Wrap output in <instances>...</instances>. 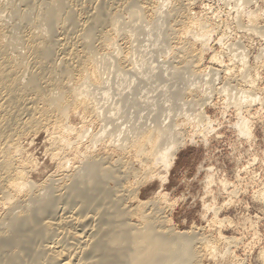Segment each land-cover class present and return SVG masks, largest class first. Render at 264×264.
<instances>
[{
	"label": "bare ground",
	"instance_id": "1",
	"mask_svg": "<svg viewBox=\"0 0 264 264\" xmlns=\"http://www.w3.org/2000/svg\"><path fill=\"white\" fill-rule=\"evenodd\" d=\"M148 1L138 5L137 0H129L130 26L125 30L128 25L115 19L121 14L113 17L105 10L106 4L97 0H0V207L8 209L5 215L0 214V264L201 263L205 252L197 248V238L175 234L165 226L168 222L163 221L159 199H139L141 187L149 180H167L176 154L188 143L177 118L204 127L199 105L185 103L184 92L190 87L202 99L213 92L209 78H202L205 73L195 71L193 65L202 59L193 58L191 47L179 44L173 47L175 51L171 48L179 52L177 57L184 66L171 69L163 65L156 73L152 63L170 52V17L183 21L184 16L180 15V5L167 10L172 0ZM233 1L237 14L251 3ZM148 11L151 19L146 17ZM257 17H251L252 25L247 28L252 26L259 33L263 29L258 31ZM200 19L188 13L184 27L199 44H205L217 27ZM108 27V33L99 38ZM125 34L130 48L124 55L116 39ZM236 57L242 61V55ZM119 61L126 63L128 70H123L125 66L122 69ZM132 73L141 77L139 82L129 78ZM157 84L164 88L158 89ZM144 85L153 88L154 96L137 99ZM233 92L225 90L224 94L228 93L230 104L240 107L244 100L236 94L241 93ZM251 94L248 102H253ZM145 105L157 108L146 110V114ZM72 112L87 114L91 123L102 128L96 135L92 132L93 136L89 135L92 128L78 133L79 141L90 137L91 148L76 152L77 168L72 166L73 160H65L66 151L75 146L71 135H77L68 122ZM242 122L241 134L250 139L253 129ZM46 126L53 130V158L64 171L58 179L53 176L49 182L35 183L28 177L34 162L23 158L17 140L28 132L39 134ZM101 143L117 154L118 160L114 155L96 159L97 155L90 153ZM128 199L138 204L127 205ZM257 199L264 202V191ZM207 249L214 259L221 256L215 247ZM261 259L264 263V253Z\"/></svg>",
	"mask_w": 264,
	"mask_h": 264
},
{
	"label": "rangeland",
	"instance_id": "2",
	"mask_svg": "<svg viewBox=\"0 0 264 264\" xmlns=\"http://www.w3.org/2000/svg\"><path fill=\"white\" fill-rule=\"evenodd\" d=\"M97 1L103 5L106 4L105 10H110L113 17L118 16L120 13L121 15L118 16L120 19L116 17L115 19L116 21L124 22L125 26L128 25L125 27V30H128L130 26L128 24L130 21V9L127 8L129 0ZM250 1L249 6L242 12L246 16H243L245 17L243 18L242 14H237L236 3L233 0H172V5L169 4L170 8L167 10L170 11L171 6L173 8L176 5H180L179 12H181L180 15L184 16L183 21L185 22L175 16L173 19L170 17L167 24L168 27L166 26L168 28H166L167 31L172 32H170L171 37H169L170 43L172 41L169 45L170 52H168V55L165 54L157 57L152 63L156 73L163 65L171 69L182 67L184 65L181 64L179 57H177L180 56L179 52L172 51H175L174 48L179 44V46L183 45L182 48L191 47L194 50L191 49L193 51L192 55L194 53L193 58L195 59V56L196 58L198 56L196 60L199 59L200 61L202 59L198 63L199 66L198 64L193 65L196 68L195 71L197 73L202 72V75L205 73L202 78L206 80L209 78L210 86L213 92H215V94H212L213 92L209 94L211 96H205L206 99L203 98L204 100L202 99L203 96L200 95V97L199 93L189 89L190 87L184 92L186 98L184 96L182 98H184L183 101L185 103H189L188 101H190L199 105V108H197L200 109L199 113L204 119V127H199L194 121L188 123L184 119L177 118V120L179 119L177 124L181 123L183 125L181 129L186 136L183 138L188 143L179 149L176 154L174 165L170 169L166 181L159 178L149 180L145 186L141 187L143 190L140 188L141 190L139 191L141 193L140 202L155 198L159 199V204H161L159 208L160 213H163V221L168 222V224H165L166 227L175 234H184L197 238V242H199L197 248L205 252L199 261L201 262L200 264H264L261 259L264 253V202L257 199L258 194L264 191V35L261 32L264 31V0ZM137 2H139L138 5L140 3V5H143L144 2L146 4L149 3L148 0H137ZM124 8H127V10ZM117 10H121L122 13ZM188 13L195 20L196 17L198 20L201 18L200 20H206L210 26L217 27L215 29L216 34L214 33L210 41L207 40V43H203L204 45L202 43L199 44L200 42H198L195 35L193 36V34L186 31L187 28L184 27V24L187 23L186 17ZM149 14L150 12L148 11L146 17L149 16L150 18H148L151 19V14ZM238 16L241 17L239 18ZM252 16H259L257 17L259 18V22H256V26L257 29L260 27L258 31L263 29L259 33H256V30L251 28L252 26L250 27L251 30L247 28L252 25L250 24L252 22L249 21ZM176 22L179 23L177 24ZM108 28H105L106 30L103 29L98 37L100 38L108 33L111 29L110 27ZM184 33L186 34L184 35ZM55 36L56 38L58 37L56 34ZM120 37L116 39L117 47L125 55L128 53L130 45L126 34L125 36L122 35L123 38ZM171 48L173 49L172 51ZM234 50L236 54L232 52ZM203 51L205 52L204 54ZM239 52H243V54H239ZM236 55H242L241 60L245 64L242 61L240 62V59ZM168 56H171L169 57L170 59ZM234 57L237 59L235 58L234 60ZM164 59L168 61L164 62ZM196 60L194 63H196ZM169 61L172 63H169ZM117 64L120 67L123 66L122 69L125 66L123 70H128L126 63L124 64L119 61ZM248 72L250 73L249 77H247L249 75H247ZM232 73L234 74L231 75ZM134 74H130L129 78L134 81L138 80L137 82H139L141 77H136ZM104 77L105 80L108 79V76L104 75ZM212 79H214L213 82ZM250 80L253 82H250ZM251 84L252 86L254 84V86L252 87ZM148 86H151V84ZM148 86H143V92L138 94L137 99L145 97L144 100H147L148 97L150 99L154 96L153 88H148ZM161 87L162 85H159L158 89H161ZM248 89H251L252 92ZM225 90L234 91V95L241 93L236 95L237 99L244 100L241 104L242 108H240L241 105L239 107L230 104L228 93L224 94ZM237 90L242 91L235 93ZM245 90L248 91V94ZM249 92L250 94L256 92V94L254 93L255 95L251 94L252 97L254 96L253 102H248V98H251ZM256 96H260L259 98L262 100L256 98ZM251 103L252 106H249L248 104ZM167 106H170V104H167ZM155 107L157 108L156 105H145L143 108L145 111H151ZM146 114L149 113L146 111ZM87 117L89 116L83 112H72L68 121L69 125L77 130V133L75 132L77 135H71V142L75 146L66 151V158L65 156L63 157L67 161L73 160L72 166L76 168L79 167V162L74 160L76 152H86L91 148L88 140L90 137L84 136L81 139L82 141L78 140V136L82 132L81 130L85 131L92 128L89 130V135L93 136L101 132L100 130L102 129L99 130L101 124L94 121H92V124L90 117V120ZM242 120L250 124L249 127L251 126L250 128L253 129L250 139H248L247 135L245 136L244 134L243 136L241 134L242 132L239 127L243 123ZM92 125H95V128ZM98 125L99 127H97ZM207 126H209V129ZM43 129L45 130H42L39 134L36 131L28 132L17 140L23 151V158L34 162L31 167L33 170L31 168L28 170V175H30L28 177H30L31 181L33 180L32 182L35 181V183L42 181L49 182L53 176L54 180L55 178L58 179L62 177L60 176V172L62 174L64 171H60L59 169L60 161L53 158L55 148L51 140L53 130L49 126L43 127ZM77 143L79 144L77 145ZM104 148L105 146L101 143L96 147V150H91L90 153L93 152L94 156L97 155L96 159L99 156L113 157L114 155V160H118L117 154H113L112 151ZM108 163H113V161H109ZM129 188L133 189L132 186ZM133 190H136V188ZM128 201L126 202L127 205L133 206L135 204L136 206L138 204L130 199ZM7 210V208L0 207V214L5 215ZM90 216L93 217L92 214ZM210 246L219 250L221 253L219 258L214 259L212 256H209L210 254L206 253L207 248ZM222 255H224L223 260Z\"/></svg>",
	"mask_w": 264,
	"mask_h": 264
}]
</instances>
